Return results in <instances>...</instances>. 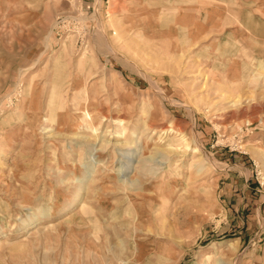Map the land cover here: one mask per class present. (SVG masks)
<instances>
[{
	"label": "rangeland",
	"instance_id": "374dc122",
	"mask_svg": "<svg viewBox=\"0 0 264 264\" xmlns=\"http://www.w3.org/2000/svg\"><path fill=\"white\" fill-rule=\"evenodd\" d=\"M218 263L264 264V0H0V264Z\"/></svg>",
	"mask_w": 264,
	"mask_h": 264
},
{
	"label": "bare ground",
	"instance_id": "6f19581e",
	"mask_svg": "<svg viewBox=\"0 0 264 264\" xmlns=\"http://www.w3.org/2000/svg\"><path fill=\"white\" fill-rule=\"evenodd\" d=\"M82 119L84 120V122H91L94 120V117L87 111V110H83L82 111ZM98 121V120H97ZM122 121H119V123H121ZM90 124V123H89ZM93 124V123H92ZM87 125V124H86ZM97 129V127H96ZM95 130V129H94ZM93 131V130H92ZM221 264V263H218Z\"/></svg>",
	"mask_w": 264,
	"mask_h": 264
}]
</instances>
